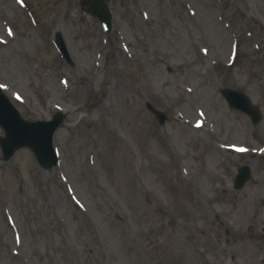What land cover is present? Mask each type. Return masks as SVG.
<instances>
[{"label":"rangeland","instance_id":"374dc122","mask_svg":"<svg viewBox=\"0 0 264 264\" xmlns=\"http://www.w3.org/2000/svg\"><path fill=\"white\" fill-rule=\"evenodd\" d=\"M88 1L0 0L3 93L65 114L53 169L0 151V264H264V0Z\"/></svg>","mask_w":264,"mask_h":264},{"label":"water","instance_id":"95a60500","mask_svg":"<svg viewBox=\"0 0 264 264\" xmlns=\"http://www.w3.org/2000/svg\"><path fill=\"white\" fill-rule=\"evenodd\" d=\"M89 9L91 13L105 20L111 25V14L106 4V0H93ZM58 45L62 52L66 54L63 41L58 36ZM226 99L234 108L243 112L254 113L255 109L251 108L249 101L244 95L227 92ZM244 101L243 105L236 103ZM238 100V102H236ZM64 116L58 114L51 122L31 123L24 121L14 107L8 102L7 98L0 91V127L5 132V137L0 139V146L3 152L4 160H9L20 148L27 147L31 149L37 159V162L43 169H51L57 163L56 155L52 148V138L55 131L62 124ZM249 178L247 170H241L240 175L235 181V186L240 189Z\"/></svg>","mask_w":264,"mask_h":264}]
</instances>
